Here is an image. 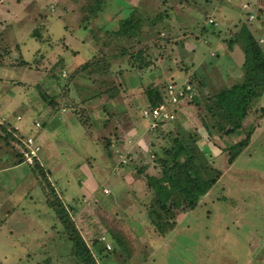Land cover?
I'll return each instance as SVG.
<instances>
[{
    "label": "rangeland",
    "instance_id": "obj_1",
    "mask_svg": "<svg viewBox=\"0 0 264 264\" xmlns=\"http://www.w3.org/2000/svg\"><path fill=\"white\" fill-rule=\"evenodd\" d=\"M131 15L141 18L137 35H114ZM243 25L264 53V0H0V118L38 138L44 164L21 161L18 146L0 139V264H81L48 204L49 186L98 264H264V92L232 134L216 132L209 116L208 133L199 115L206 96L239 83L229 70L219 78L233 62L217 46L210 55L208 44L218 35L228 45ZM88 61L100 70L82 68ZM187 79L199 91L192 87L194 100L173 121L220 176L159 233L145 175L159 176L164 143L146 129L140 103L150 85Z\"/></svg>",
    "mask_w": 264,
    "mask_h": 264
},
{
    "label": "trees",
    "instance_id": "obj_2",
    "mask_svg": "<svg viewBox=\"0 0 264 264\" xmlns=\"http://www.w3.org/2000/svg\"><path fill=\"white\" fill-rule=\"evenodd\" d=\"M140 20V17L134 15L126 17L120 21V26L114 35L118 34L129 38L137 35L141 28ZM237 38L236 40L243 43L245 55L243 64L245 68L244 78L240 83H234L227 88L206 96L203 108L198 105L202 108L199 113L201 123L208 133L212 132V128L207 122L208 116L213 119L211 125L215 128L214 130L219 133L232 134L237 129L244 127L243 123L250 110V101L259 93L264 92V53L246 25H243V28L240 29ZM92 65H97V69L100 70L97 61L92 63L91 61L85 62L82 68L86 69L89 67L92 72L93 69L90 68ZM187 83L191 84L198 93L197 84L195 85L191 79H187ZM165 86L166 83L150 85L145 91L146 101L141 102L140 107H153L165 104ZM114 95L113 93L109 94V97ZM194 98L195 96L193 95L188 102H192ZM76 116L79 122L84 124L81 116ZM173 122V120H160L153 130L154 133L157 132L156 136H159L161 140L163 139L162 142L164 143L160 147L161 151L158 154L160 173L159 176L145 175L147 185L153 190L155 201L158 205V209L153 210L150 214L152 215L151 221L159 233H166L168 229L176 224L175 215L178 211L195 208L201 201V197L212 188L220 176V171L212 167L207 162V159L204 158V154L196 143L197 138L193 137L194 135L190 132L183 131L180 121L175 120ZM247 128L245 129V138L230 145L228 150L229 162L233 161L248 144L254 127L250 125ZM164 138H168V140ZM0 139L16 148L19 143V135L16 130L12 126L9 127L6 123H0ZM146 143L151 147L154 142L153 139L148 138ZM33 165L35 168H42L43 166L38 160H35ZM48 188L50 190L47 194L48 204L53 210L56 219L62 223L66 238L72 243L73 255L81 264H98L92 250L84 241L79 230L76 229L62 200L55 195V189L51 186ZM97 244V240L93 241L95 251L98 250Z\"/></svg>",
    "mask_w": 264,
    "mask_h": 264
},
{
    "label": "built area",
    "instance_id": "obj_3",
    "mask_svg": "<svg viewBox=\"0 0 264 264\" xmlns=\"http://www.w3.org/2000/svg\"><path fill=\"white\" fill-rule=\"evenodd\" d=\"M209 22H214L209 19ZM204 41V39H203ZM166 103L161 106H143L140 109V116L146 121V129L154 130L160 120L172 121L178 112L179 105L193 97V88L189 83L176 84L174 81H169L165 86ZM16 116V119H19ZM0 123H7V119L1 116ZM39 126V123H35ZM10 127V125L8 124ZM14 129H16L14 127ZM19 135V134H18ZM21 161L33 164L35 160L40 161L41 146L33 136L19 135V143L17 144Z\"/></svg>",
    "mask_w": 264,
    "mask_h": 264
},
{
    "label": "crops",
    "instance_id": "obj_4",
    "mask_svg": "<svg viewBox=\"0 0 264 264\" xmlns=\"http://www.w3.org/2000/svg\"><path fill=\"white\" fill-rule=\"evenodd\" d=\"M199 20H201V19H199V18L196 19V21H199ZM190 21H192L193 23L195 22V21H193V19L190 20ZM199 23H202V22H199ZM216 38L217 39L213 42V44H211V43L208 44V47L210 49V55L213 56L214 55V54H212L213 52L214 53L216 52V54H217V50L214 48L215 46H217V48L219 50H221L222 54L225 53L229 57V60L233 62V64L224 65L223 68L220 67V70L222 72H219V78H221V74L224 73V76H226V75L229 76L230 75V76H232V78L238 79L239 83L242 82L243 78H244V74L242 73L243 74L242 79H239V77H240V72H242V69H243L242 67L244 66L243 64H244L245 55H244V51H243V43L241 41H239V40H236V39H238L237 36H236L235 38H232V40H230L228 45L225 44V46H222V44H223L222 43L223 41L221 40L222 38H220L218 35H216ZM199 39H200V37H199ZM203 39H204V41L202 40V37H201V42L204 43V44H207L208 41L206 40V38H203ZM227 70H229V75L227 74ZM202 76L205 77L204 75H202ZM28 136H30V135H28ZM34 138L38 142H40L36 136ZM40 162H41L42 165H44L43 161H42V154L41 153H40ZM7 213H6V216L8 217ZM175 221L177 223L178 222V218H176Z\"/></svg>",
    "mask_w": 264,
    "mask_h": 264
},
{
    "label": "clouds",
    "instance_id": "obj_5",
    "mask_svg": "<svg viewBox=\"0 0 264 264\" xmlns=\"http://www.w3.org/2000/svg\"><path fill=\"white\" fill-rule=\"evenodd\" d=\"M16 118V117H15Z\"/></svg>",
    "mask_w": 264,
    "mask_h": 264
}]
</instances>
